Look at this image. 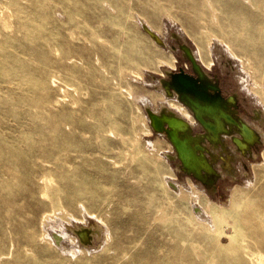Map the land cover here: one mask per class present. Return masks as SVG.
Returning <instances> with one entry per match:
<instances>
[{
    "label": "rangeland",
    "instance_id": "rangeland-1",
    "mask_svg": "<svg viewBox=\"0 0 264 264\" xmlns=\"http://www.w3.org/2000/svg\"><path fill=\"white\" fill-rule=\"evenodd\" d=\"M174 34L212 61L238 117L263 112L264 129V0H0V264H264V144L192 187L145 118L173 62L161 53L192 73ZM82 207L111 228L107 248L70 255L41 238L60 227L41 224L43 209Z\"/></svg>",
    "mask_w": 264,
    "mask_h": 264
},
{
    "label": "bare ground",
    "instance_id": "bare-ground-1",
    "mask_svg": "<svg viewBox=\"0 0 264 264\" xmlns=\"http://www.w3.org/2000/svg\"><path fill=\"white\" fill-rule=\"evenodd\" d=\"M3 18H4V21H3L4 23L9 21V18L6 15H3ZM144 26L146 28H149L153 32L151 35L144 28L142 29V26H141L140 30H141V33L144 39L150 42L156 49H162V47L166 45V42H165V39H163L160 36V33H159L160 31L157 28H155L154 25H152L149 21H145ZM174 35L178 39L179 42H182L181 39L176 34ZM212 37L213 36H210V35L206 37V44L209 46L211 45ZM177 47L178 46L176 47L173 46L171 47V49L174 51L175 49H177ZM192 51L198 63L202 67L206 77L210 81L216 82V80L212 78L210 75V68H211L212 61L204 64L202 59L200 58V53H198L193 48H192ZM170 55L171 56H169V54H166V53H161V56L164 57L165 59L164 61H168L172 59L173 62L169 61L171 66L166 64L167 68L165 69L163 67L161 69L160 77L155 85L156 89L159 90L157 91L160 94V96H162V99L158 100L157 106H153L151 104L152 103L151 99H150V102H151L150 103L146 101V99L144 98L145 102L143 103L142 108L145 110V118L147 120L148 125L153 130L154 134L158 135L159 137L163 135L164 139L167 140V146L169 147V149H167V151H169L167 152L168 156H170L173 159H176V153H175L174 147L172 143L169 141V139L166 137L165 133L163 131H156L151 126L148 111H156L159 113L165 112L167 114L178 115L188 121L190 129L193 132L196 131L194 129L195 127L198 126L200 130L202 129V127L200 126V123L197 121V119L194 117L192 110L179 99L178 93L174 89L170 88L169 86H168V89L164 87L165 80L169 79V73L170 71H172V69H174L173 67L175 65V61L177 60L176 56L173 53H170ZM184 62L186 63V61ZM186 66L187 64L185 65V67ZM261 89L263 90L262 100L264 103V84H261ZM234 98H235V102L233 104L229 103L230 108L228 109L237 119H239L240 117L236 115L237 111L233 109V107L236 106L237 104V97L234 96ZM240 119L245 121L250 127H252L254 131V138H253L254 142L253 143L252 142L250 144L247 143L242 148H239L237 144L233 141L232 137L238 134L240 127L238 126V124L234 125V124L227 123L224 121L223 123L226 126V130L223 132H219L217 140L211 142L206 138L201 139L202 144L208 148L207 151L205 152V155L213 167L211 171L202 170L205 178L210 179L208 182H205V183L215 184L220 175H222L223 173H228L230 169L234 167L233 161H234V156L236 157V155L240 158L254 159L253 149L258 144H264V129L260 127L261 124L259 125V122L263 121V112L259 109V113L257 112V115H252L250 119H248L247 117H242ZM255 120H257L258 122H256ZM151 129L148 128L147 131L151 132ZM151 144L154 145L153 141H151ZM262 155L264 157V150L262 152ZM178 167L181 169L179 160H178ZM252 167H253V162H252ZM188 180L191 186L194 187L195 184H193L194 182L190 174H188ZM197 180L203 186L206 185L204 181L200 179H197ZM166 185L167 186L169 185L167 183V180H166ZM169 186H171V184ZM194 191L196 190L194 189ZM198 193L201 194V192H198ZM43 194L45 195L44 190H43ZM230 202H231L230 205H236V207L240 206L239 202H235L233 198L230 200ZM20 211H26L25 206H23ZM40 219H41V224L45 222L49 223V221L55 222L57 220H60L59 228L56 227L54 224H52L51 231H53V233L50 231L51 232L50 236H49L48 231L46 232L45 225H44V230L41 233V238L47 240V242L50 245H53V246L59 245L60 247H62V249L69 252L70 255L76 254L77 251L79 252L82 250H88L89 249L88 245L94 243V241L97 239L101 241V244L97 245L99 246L98 248L101 247V249H105L107 248L109 244V240L112 237L111 228L105 222V220L95 215L94 213L89 212L85 207L81 208V217H76L73 215H66L62 209L61 211H57V212H55V209H51V212H46V210L43 209L40 214ZM92 219H94L96 222L91 223ZM68 226L71 227V230L68 229ZM212 228L213 226L209 227L207 224L206 229L208 231H211V232L215 231V226L213 229ZM121 239H123V241H126V242L136 240L134 236L128 235L127 233H123L121 235ZM114 249L115 251H113V253L108 256L109 258L116 257L118 254V251L126 250L125 246H121L120 248L115 247Z\"/></svg>",
    "mask_w": 264,
    "mask_h": 264
},
{
    "label": "water",
    "instance_id": "water-1",
    "mask_svg": "<svg viewBox=\"0 0 264 264\" xmlns=\"http://www.w3.org/2000/svg\"><path fill=\"white\" fill-rule=\"evenodd\" d=\"M143 28L152 35L153 32L149 28L144 25ZM178 47L190 63L192 73L186 72L182 67L177 71L172 70L169 79L165 80L164 87L168 89L169 86L178 93L179 99L192 110L202 129L193 132L188 121L175 114L148 111V115L153 129L163 131L172 143L181 170L205 183L210 179L205 178L202 170L211 171L213 167L205 155L208 148L202 144L201 139L206 138L211 142L217 140L219 132L226 130L223 121L238 124L240 129L232 139L239 148H242L247 143L254 142V131L240 119L241 117L237 119L228 109L229 103L235 102L234 96L237 97V94L224 96L218 82L210 81L206 77L192 49L179 41ZM205 184L208 187L214 185Z\"/></svg>",
    "mask_w": 264,
    "mask_h": 264
},
{
    "label": "flooded vegetation",
    "instance_id": "flooded-vegetation-1",
    "mask_svg": "<svg viewBox=\"0 0 264 264\" xmlns=\"http://www.w3.org/2000/svg\"><path fill=\"white\" fill-rule=\"evenodd\" d=\"M213 77L214 78H218L217 76H215V75H213ZM221 88V87H220ZM222 89V88H221ZM222 93H223V91H222ZM234 94H236V93H234V92H229V93H226V94H224L223 93V95L224 96H231V95H234ZM257 112L259 113V109H253V115H257Z\"/></svg>",
    "mask_w": 264,
    "mask_h": 264
}]
</instances>
